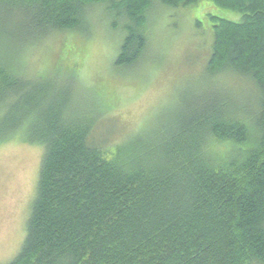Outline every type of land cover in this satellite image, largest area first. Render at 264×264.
Returning a JSON list of instances; mask_svg holds the SVG:
<instances>
[{
	"label": "trees",
	"instance_id": "1",
	"mask_svg": "<svg viewBox=\"0 0 264 264\" xmlns=\"http://www.w3.org/2000/svg\"><path fill=\"white\" fill-rule=\"evenodd\" d=\"M154 1L0 0V143L28 127L23 137L45 147L26 239L9 264H264V0H208L242 20L211 16L207 77L249 81L252 102L190 95L169 121L120 142L103 131L96 141L102 111L72 108L71 74L51 82L20 68L43 41L91 27L94 6L125 34L116 68H132L148 49Z\"/></svg>",
	"mask_w": 264,
	"mask_h": 264
},
{
	"label": "rangeland",
	"instance_id": "2",
	"mask_svg": "<svg viewBox=\"0 0 264 264\" xmlns=\"http://www.w3.org/2000/svg\"><path fill=\"white\" fill-rule=\"evenodd\" d=\"M212 15L242 20V14L208 0L175 9L155 0L147 15L144 58L132 68L118 69L115 62L125 34L115 28L119 21L107 15L105 7L94 6L88 18L91 27L43 41L23 54L20 68L26 78L51 82L56 72L71 74L72 108H84L89 117L102 111L96 141L103 131L109 144L120 142L148 122L169 121L190 95L217 93L252 102L256 88L249 81L233 74L207 77L214 42ZM27 128L0 143V264L11 263L20 253L37 197L45 147L23 137Z\"/></svg>",
	"mask_w": 264,
	"mask_h": 264
}]
</instances>
